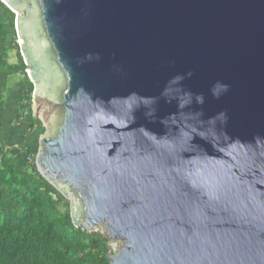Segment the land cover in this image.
<instances>
[{
  "label": "water",
  "instance_id": "95a60500",
  "mask_svg": "<svg viewBox=\"0 0 264 264\" xmlns=\"http://www.w3.org/2000/svg\"><path fill=\"white\" fill-rule=\"evenodd\" d=\"M2 1L37 168L108 264H264V0Z\"/></svg>",
  "mask_w": 264,
  "mask_h": 264
},
{
  "label": "trees",
  "instance_id": "16d2710c",
  "mask_svg": "<svg viewBox=\"0 0 264 264\" xmlns=\"http://www.w3.org/2000/svg\"><path fill=\"white\" fill-rule=\"evenodd\" d=\"M15 19L0 0V264H108V237L75 226L69 199L37 168L39 139L46 129L32 115L34 85L17 43ZM12 50L16 61L10 59ZM17 78L20 109L13 110L27 129L20 126L22 139L15 144L2 127L9 112L8 89Z\"/></svg>",
  "mask_w": 264,
  "mask_h": 264
},
{
  "label": "rangeland",
  "instance_id": "374dc122",
  "mask_svg": "<svg viewBox=\"0 0 264 264\" xmlns=\"http://www.w3.org/2000/svg\"><path fill=\"white\" fill-rule=\"evenodd\" d=\"M17 43H18V36H17ZM16 58H17L16 50H12L10 52L11 61H16ZM19 84H20L19 83V79L17 78V79H15L13 81L12 85L8 89V103L6 104V106H7L9 112H8V115H7L6 119L4 120V125L2 127L3 131H4V134H6V135L9 134L10 136H12L15 139L14 140L15 144L21 142V139H22V136H21L20 133L23 130L20 131V126H21V128H24V130L27 129V128H25L23 126V123L19 121L16 111H14L16 109L19 111V109H20V107H19L20 106L19 105V95H18L19 94V88H20ZM31 108H32V115L35 117V112H34L35 107H34L33 100H32ZM38 114L42 115L43 112L39 109V113ZM22 118L24 119L25 117L23 116ZM35 161H36V159H35ZM70 200L73 201L72 198ZM60 205H62V204L60 203ZM97 229L99 231H101V227L100 226ZM102 233L104 235H106L105 232H102ZM109 244H110L111 251H114V250H116V249H118V248H120L122 246V242L119 239H117V240H115L113 242H110Z\"/></svg>",
  "mask_w": 264,
  "mask_h": 264
}]
</instances>
